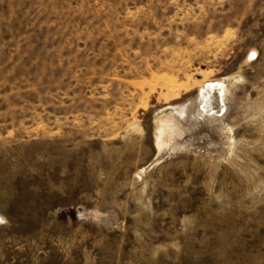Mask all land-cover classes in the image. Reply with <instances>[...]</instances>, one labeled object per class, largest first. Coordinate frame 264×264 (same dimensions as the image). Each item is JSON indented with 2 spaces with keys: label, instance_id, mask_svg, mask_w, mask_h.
<instances>
[{
  "label": "rangeland",
  "instance_id": "374dc122",
  "mask_svg": "<svg viewBox=\"0 0 264 264\" xmlns=\"http://www.w3.org/2000/svg\"><path fill=\"white\" fill-rule=\"evenodd\" d=\"M0 218V264H264V0H0Z\"/></svg>",
  "mask_w": 264,
  "mask_h": 264
},
{
  "label": "bare ground",
  "instance_id": "6f19581e",
  "mask_svg": "<svg viewBox=\"0 0 264 264\" xmlns=\"http://www.w3.org/2000/svg\"><path fill=\"white\" fill-rule=\"evenodd\" d=\"M222 84H223V83H222ZM215 85H216V84H215ZM221 86H222V85H221ZM221 86H220V87H221ZM217 87H218V86H217ZM203 94H204V92H203ZM215 97H216V96H215ZM216 98H217V97H216ZM210 103H211V106H212V105L214 106V104L217 103V102H216V99L213 98V99L209 102V105H210ZM213 106H212V107H213ZM1 221H2V219L0 218V222H1Z\"/></svg>",
  "mask_w": 264,
  "mask_h": 264
}]
</instances>
